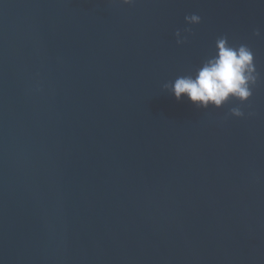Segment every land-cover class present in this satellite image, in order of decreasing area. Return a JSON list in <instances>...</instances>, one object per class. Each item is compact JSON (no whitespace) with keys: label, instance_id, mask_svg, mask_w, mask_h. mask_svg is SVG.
<instances>
[{"label":"water","instance_id":"obj_1","mask_svg":"<svg viewBox=\"0 0 264 264\" xmlns=\"http://www.w3.org/2000/svg\"><path fill=\"white\" fill-rule=\"evenodd\" d=\"M222 36L253 95L177 100ZM0 264H264V0H0Z\"/></svg>","mask_w":264,"mask_h":264},{"label":"clouds","instance_id":"obj_2","mask_svg":"<svg viewBox=\"0 0 264 264\" xmlns=\"http://www.w3.org/2000/svg\"><path fill=\"white\" fill-rule=\"evenodd\" d=\"M123 3L134 4L135 0H123ZM201 19L198 14L185 17L190 24H198ZM255 34L260 35L259 30ZM175 35L177 43L187 40L180 30ZM215 48V53L205 59L194 73L181 75L163 87L174 94L177 100L187 98L198 108H220L232 98L247 101L253 95V88L261 75L252 49L246 44H231L227 36L219 37ZM230 112L235 116L244 115L239 106L232 107Z\"/></svg>","mask_w":264,"mask_h":264}]
</instances>
